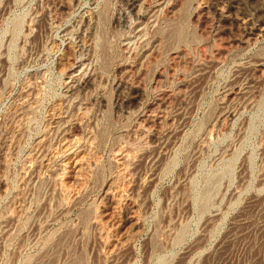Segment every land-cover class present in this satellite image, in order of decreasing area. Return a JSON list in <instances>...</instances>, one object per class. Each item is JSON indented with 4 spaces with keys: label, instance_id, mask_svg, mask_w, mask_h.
I'll list each match as a JSON object with an SVG mask.
<instances>
[{
    "label": "rangeland",
    "instance_id": "374dc122",
    "mask_svg": "<svg viewBox=\"0 0 264 264\" xmlns=\"http://www.w3.org/2000/svg\"><path fill=\"white\" fill-rule=\"evenodd\" d=\"M133 1L0 0V264H264V0Z\"/></svg>",
    "mask_w": 264,
    "mask_h": 264
},
{
    "label": "bare ground",
    "instance_id": "6f19581e",
    "mask_svg": "<svg viewBox=\"0 0 264 264\" xmlns=\"http://www.w3.org/2000/svg\"><path fill=\"white\" fill-rule=\"evenodd\" d=\"M139 2V0H134L133 1V8H136V6H137V3ZM129 3H131V2H129ZM138 7V6H137ZM140 23V22H139ZM262 28V27H261ZM83 62V61H82ZM80 63V62H79ZM85 65L83 64V63H81L80 65H78L77 67H75L72 71H71V73H70V84H72V85H80L81 84V82H82V80H83V77L81 76V74H82V72H83V70L85 69ZM87 70V69H86ZM86 72V71H85ZM84 75V74H83ZM68 79V80H69ZM88 80V79H87ZM86 80V81H87ZM91 81V80H90ZM90 81H89V83H90ZM70 86V85H69ZM78 130V129H77ZM76 130V131H77ZM69 133V132H68ZM77 133V132H76Z\"/></svg>",
    "mask_w": 264,
    "mask_h": 264
}]
</instances>
